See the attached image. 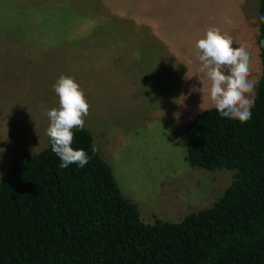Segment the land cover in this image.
I'll return each mask as SVG.
<instances>
[{
  "label": "rangeland",
  "instance_id": "374dc122",
  "mask_svg": "<svg viewBox=\"0 0 264 264\" xmlns=\"http://www.w3.org/2000/svg\"><path fill=\"white\" fill-rule=\"evenodd\" d=\"M209 27L246 48L256 86L257 0H0V177L50 141L46 112L59 107L52 86L63 75L84 92V129L143 223L209 207L232 172L190 167L183 135L213 108L207 93L189 95Z\"/></svg>",
  "mask_w": 264,
  "mask_h": 264
},
{
  "label": "trees",
  "instance_id": "16d2710c",
  "mask_svg": "<svg viewBox=\"0 0 264 264\" xmlns=\"http://www.w3.org/2000/svg\"><path fill=\"white\" fill-rule=\"evenodd\" d=\"M264 0H257L259 79L252 117L221 118L209 108L184 127L192 168L231 171L205 208L171 223H143L117 188L88 130H74L83 168H60L50 141L21 151L0 177V264H264Z\"/></svg>",
  "mask_w": 264,
  "mask_h": 264
},
{
  "label": "clouds",
  "instance_id": "9594fccd",
  "mask_svg": "<svg viewBox=\"0 0 264 264\" xmlns=\"http://www.w3.org/2000/svg\"><path fill=\"white\" fill-rule=\"evenodd\" d=\"M264 23V16H259ZM230 23V21H228ZM231 36L224 34L217 27H209L204 38L196 41L199 61L198 82L201 87L189 89V95L199 93L201 98L207 93L210 104L221 118L248 122L252 117L255 88L250 76V55L245 47H233ZM264 47V40L260 41ZM207 79L209 85L204 87ZM53 91L58 97V108L46 112L49 126L46 135L49 137L51 151L60 159V168L76 164L83 168L90 157L83 149H73L74 130L83 131L85 118L89 115L90 105L84 92L72 77L61 75L53 84ZM179 99H186L181 96ZM4 149H0L2 153ZM97 149L92 148L95 153Z\"/></svg>",
  "mask_w": 264,
  "mask_h": 264
},
{
  "label": "crops",
  "instance_id": "0c3cea01",
  "mask_svg": "<svg viewBox=\"0 0 264 264\" xmlns=\"http://www.w3.org/2000/svg\"><path fill=\"white\" fill-rule=\"evenodd\" d=\"M137 31H138V29H136V28L130 29L131 34H134V33H136Z\"/></svg>",
  "mask_w": 264,
  "mask_h": 264
}]
</instances>
